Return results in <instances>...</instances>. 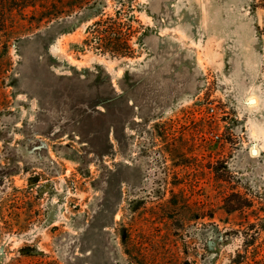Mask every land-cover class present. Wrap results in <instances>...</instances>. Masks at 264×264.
Instances as JSON below:
<instances>
[{
  "label": "rangeland",
  "instance_id": "1",
  "mask_svg": "<svg viewBox=\"0 0 264 264\" xmlns=\"http://www.w3.org/2000/svg\"><path fill=\"white\" fill-rule=\"evenodd\" d=\"M133 3L135 57L0 25V264H261L264 8Z\"/></svg>",
  "mask_w": 264,
  "mask_h": 264
},
{
  "label": "trees",
  "instance_id": "2",
  "mask_svg": "<svg viewBox=\"0 0 264 264\" xmlns=\"http://www.w3.org/2000/svg\"><path fill=\"white\" fill-rule=\"evenodd\" d=\"M114 1L120 6L116 13L111 15L105 12L107 0H0V25L7 34L14 32L15 24L12 23L14 22L13 13L16 10L22 16L25 15L24 18L27 17L28 22L25 25L27 30L46 27L45 31L40 32L43 35L49 34L48 29L67 23L69 18L75 17L82 21L83 19L89 20L93 15L98 18L88 25L86 32L89 36L84 39V44L93 45L113 57H135L136 50L131 41L138 32L133 26V22H137L138 19L133 14L135 7L133 0ZM255 1V6L264 8V0ZM28 8H31L30 13H24ZM75 26L71 24L67 28L74 30ZM66 30L62 28L58 32L62 33ZM106 77L111 82V76L106 74ZM110 86L113 93L117 94L111 83ZM100 102L106 107L105 101ZM237 206L232 205L229 210L242 207V205ZM260 256V263L264 264V247Z\"/></svg>",
  "mask_w": 264,
  "mask_h": 264
},
{
  "label": "water",
  "instance_id": "3",
  "mask_svg": "<svg viewBox=\"0 0 264 264\" xmlns=\"http://www.w3.org/2000/svg\"><path fill=\"white\" fill-rule=\"evenodd\" d=\"M250 102H251V100H250ZM253 152H254V153H256V151H255V150H253Z\"/></svg>",
  "mask_w": 264,
  "mask_h": 264
},
{
  "label": "built area",
  "instance_id": "4",
  "mask_svg": "<svg viewBox=\"0 0 264 264\" xmlns=\"http://www.w3.org/2000/svg\"><path fill=\"white\" fill-rule=\"evenodd\" d=\"M211 110H213V108H211Z\"/></svg>",
  "mask_w": 264,
  "mask_h": 264
}]
</instances>
